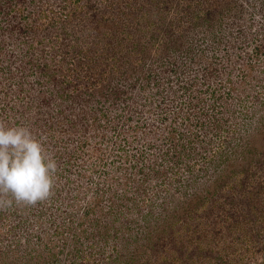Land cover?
I'll return each instance as SVG.
<instances>
[{"label": "rangeland", "instance_id": "374dc122", "mask_svg": "<svg viewBox=\"0 0 264 264\" xmlns=\"http://www.w3.org/2000/svg\"><path fill=\"white\" fill-rule=\"evenodd\" d=\"M0 121L57 163L0 264H264V0H0Z\"/></svg>", "mask_w": 264, "mask_h": 264}, {"label": "clouds", "instance_id": "9594fccd", "mask_svg": "<svg viewBox=\"0 0 264 264\" xmlns=\"http://www.w3.org/2000/svg\"><path fill=\"white\" fill-rule=\"evenodd\" d=\"M55 159L23 126L0 121V209L17 204L35 205L52 195ZM10 196L11 198H7Z\"/></svg>", "mask_w": 264, "mask_h": 264}]
</instances>
